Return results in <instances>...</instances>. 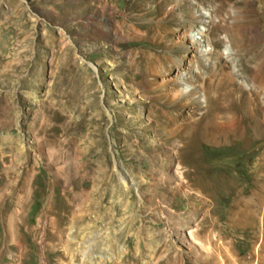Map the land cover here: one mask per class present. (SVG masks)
<instances>
[{
	"label": "rangeland",
	"instance_id": "1",
	"mask_svg": "<svg viewBox=\"0 0 264 264\" xmlns=\"http://www.w3.org/2000/svg\"><path fill=\"white\" fill-rule=\"evenodd\" d=\"M241 122L264 129V0H0V171L41 164L16 235L39 244L53 200L85 210L71 264H264V148L242 154ZM115 187L129 193L110 225Z\"/></svg>",
	"mask_w": 264,
	"mask_h": 264
},
{
	"label": "bare ground",
	"instance_id": "2",
	"mask_svg": "<svg viewBox=\"0 0 264 264\" xmlns=\"http://www.w3.org/2000/svg\"><path fill=\"white\" fill-rule=\"evenodd\" d=\"M219 28L228 26H223L220 24L216 25ZM233 28V26H232ZM202 33V32H201ZM214 53L215 58L218 60H222L224 56L220 52H211ZM227 80L233 81V76L229 73L225 75ZM234 119H228L225 122L216 121V126H218V130H224L225 126L232 127ZM241 126L245 129L243 132L247 133L248 146H245L244 149L241 150L242 154L246 157L253 156L257 153H260L261 149L264 148V129L260 122H255L252 125L248 123L247 125H243L241 122ZM168 130L169 138L173 134L178 131V127L174 125V123H168L165 126ZM221 131V130H220ZM223 132V131H222ZM235 143H221L220 145H215L216 150H229L235 147ZM9 150L12 152L19 153L24 151L23 145L17 143L16 138L9 140L8 145ZM25 151H27L25 149ZM174 156H180L179 151H173ZM3 157V154H2ZM5 157V156H4ZM3 157V158H4ZM19 162H12L9 169H12L15 166V175L10 174H3L0 177V200L5 199L7 196H10L14 190H17L18 193L16 195L15 200V208L11 211L10 209H6L3 220L8 224V230L0 231V262L4 264H25V261L30 259L33 254H36V240L34 238L24 237L19 234L16 235V230H18V225L21 221L25 219V201L27 198V192L30 191L31 185L37 183L39 180V170H40V162L35 158L25 159L21 163ZM19 166V168H18ZM181 166V160L179 159L176 164V170H178ZM18 168V169H17ZM38 170V172H33V176L31 178V182L27 187V177L28 172L30 170ZM177 172V171H176ZM7 176V177H6ZM22 177V179H19ZM15 178V182L12 180ZM18 178V180H17ZM35 188L33 185V193L35 192ZM86 192L83 189L82 194L84 195ZM129 193V189L120 190L119 187L115 188H108L102 194V200H105L106 203L100 204V208L98 210V217L101 216L102 222L109 223L110 225L114 224L115 221L119 220L120 217L118 216L119 213L122 211L123 206L120 201V195H125ZM110 196V198H108ZM131 201L127 204V207H133V196H129ZM48 216H47V223L45 227V231L42 234L41 240L39 241L40 247H42V258L39 259L37 264H71L70 262V254L73 253V248L75 244V237H77L80 232L84 231H92V227L87 225L85 227H80L79 233H71L72 237L66 236V232L68 229H72L75 221L84 220L88 213L85 210H74L72 207L64 205V203L59 199L58 201L53 200L52 206L49 205L48 207ZM131 226L134 228L137 222L136 214L133 213L130 218ZM90 227V228H89ZM26 230H31L29 226H25ZM134 236V234H133ZM103 234L99 230L95 233V243L103 239ZM99 246V245H98ZM99 249H103L99 246ZM12 250L11 257L9 256V252ZM259 253V252H258ZM74 255V253H73ZM103 257L99 259L102 261ZM250 264H255L253 259H250Z\"/></svg>",
	"mask_w": 264,
	"mask_h": 264
}]
</instances>
